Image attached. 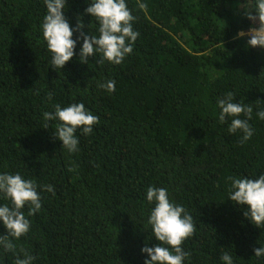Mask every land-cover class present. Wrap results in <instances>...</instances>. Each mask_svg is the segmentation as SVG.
Here are the masks:
<instances>
[{
  "label": "trees",
  "instance_id": "obj_1",
  "mask_svg": "<svg viewBox=\"0 0 264 264\" xmlns=\"http://www.w3.org/2000/svg\"><path fill=\"white\" fill-rule=\"evenodd\" d=\"M91 2L65 0L77 43L54 69L41 29L44 0H0V174L35 181L42 204L32 216L25 206L29 231L12 240L15 252L0 247V264L25 252L32 264H144L141 249L160 243L148 224L150 186L166 188L193 217L183 264H224L225 253L233 264H264L253 253L264 247V226L228 198L230 178L264 174V120L256 114L264 110V48L238 35L258 27L246 15L256 14V0H140L146 11L126 0L140 35L119 65L98 63L100 53L80 62L77 24L99 36L85 12ZM109 80L111 93L99 87ZM228 92L253 108V135L243 144L239 130L228 133L232 118L218 119L217 101ZM77 103L99 122L89 135L77 130L78 151L69 153L56 137L59 121L43 114Z\"/></svg>",
  "mask_w": 264,
  "mask_h": 264
},
{
  "label": "clouds",
  "instance_id": "obj_2",
  "mask_svg": "<svg viewBox=\"0 0 264 264\" xmlns=\"http://www.w3.org/2000/svg\"><path fill=\"white\" fill-rule=\"evenodd\" d=\"M44 4L47 12L41 25L43 39L52 54L51 66L54 69H61L72 59L77 41L72 39L74 30L63 14L65 0H44ZM137 7L141 11H146L148 6L137 0ZM85 12L99 22V36L85 35L81 31L83 24H77L75 31L80 32L77 39L83 40L79 53L80 62L87 63L88 57L100 53L101 59L98 63L106 60L114 65L121 64L125 57L132 53L133 44L140 35L133 29L135 17L128 8L126 0H92ZM255 13V15L251 12L246 14L250 21L258 22V27L250 28L247 33L250 37L248 44L251 47L264 48V0H256ZM238 35L244 36L245 33L240 32ZM99 87L111 93L115 91V81H106ZM232 101L231 92L217 101L221 109L218 119L224 123L226 118H232L228 133L234 134L239 130L242 133L240 142L243 144L253 135V129L248 123L252 118L253 108ZM242 114L246 119L240 118ZM256 114L264 120V110ZM43 118L45 121H59L56 125V137L69 153L78 151L77 130L80 129L84 135H89L93 131V125L99 122L98 116L91 114L83 103L71 104L64 108L56 104L55 111L45 112ZM45 128L47 129V125ZM230 179L232 190L228 198L237 205L247 207L244 215L256 227L264 226V174L256 179ZM40 187L55 194L52 185ZM37 188L35 181L26 180L18 173L0 174V194L11 201V206L7 204L0 206V223L7 233L0 235V247L4 251L15 252L12 240L19 239L29 231L30 221L23 211L25 206H28V216L34 215L41 209V196ZM146 199L149 203L154 202L155 205L150 212L148 224L151 225L153 236L160 243L141 249V252L149 257L144 264H183L189 253L181 246L196 230L193 217L183 206L169 200L166 188L148 187ZM253 253L256 257L264 256V247L253 248ZM221 259L224 264H233L232 257L228 253L223 254ZM33 260L34 257L25 252L24 258L17 256L15 264H32Z\"/></svg>",
  "mask_w": 264,
  "mask_h": 264
},
{
  "label": "rangeland",
  "instance_id": "obj_3",
  "mask_svg": "<svg viewBox=\"0 0 264 264\" xmlns=\"http://www.w3.org/2000/svg\"><path fill=\"white\" fill-rule=\"evenodd\" d=\"M241 32H242V31H241ZM239 33H240V32H239ZM244 33H245V35H244V36H246V37H247V36H248V35H247V33H248V32L246 31V32H244Z\"/></svg>",
  "mask_w": 264,
  "mask_h": 264
}]
</instances>
